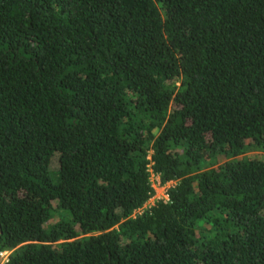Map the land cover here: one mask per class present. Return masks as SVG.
Returning a JSON list of instances; mask_svg holds the SVG:
<instances>
[{"label":"trees","instance_id":"trees-1","mask_svg":"<svg viewBox=\"0 0 264 264\" xmlns=\"http://www.w3.org/2000/svg\"><path fill=\"white\" fill-rule=\"evenodd\" d=\"M3 249L264 264V0H0Z\"/></svg>","mask_w":264,"mask_h":264},{"label":"built area","instance_id":"built-area-1","mask_svg":"<svg viewBox=\"0 0 264 264\" xmlns=\"http://www.w3.org/2000/svg\"><path fill=\"white\" fill-rule=\"evenodd\" d=\"M150 182L154 188V192L148 197V199L144 202V204L138 209L141 211L144 208L150 207L154 204V202L158 199L168 200V186L174 182V180H169L165 183L160 182L159 175L151 172L150 174ZM9 250L3 249L0 251V262L7 260Z\"/></svg>","mask_w":264,"mask_h":264}]
</instances>
